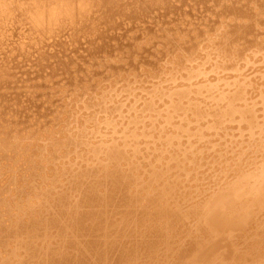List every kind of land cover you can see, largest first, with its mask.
<instances>
[{"label":"bare ground","instance_id":"6f19581e","mask_svg":"<svg viewBox=\"0 0 264 264\" xmlns=\"http://www.w3.org/2000/svg\"><path fill=\"white\" fill-rule=\"evenodd\" d=\"M0 264H264V0H0Z\"/></svg>","mask_w":264,"mask_h":264}]
</instances>
